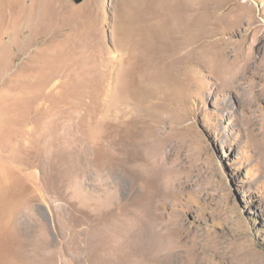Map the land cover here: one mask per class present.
Returning a JSON list of instances; mask_svg holds the SVG:
<instances>
[{
  "label": "rangeland",
  "instance_id": "1",
  "mask_svg": "<svg viewBox=\"0 0 264 264\" xmlns=\"http://www.w3.org/2000/svg\"><path fill=\"white\" fill-rule=\"evenodd\" d=\"M0 264H264V0H0Z\"/></svg>",
  "mask_w": 264,
  "mask_h": 264
},
{
  "label": "bare ground",
  "instance_id": "2",
  "mask_svg": "<svg viewBox=\"0 0 264 264\" xmlns=\"http://www.w3.org/2000/svg\"><path fill=\"white\" fill-rule=\"evenodd\" d=\"M182 14H184L183 11H182ZM190 23L191 22L182 21V47H188V48L193 47V49L195 48V50L201 54V51H199L198 49H200V46L203 44L205 39L208 38L209 36L207 34H201V33H200L201 35H199V34L196 35L195 32H192L193 29L191 28ZM204 48H206V47H204ZM202 54H204V52H202ZM212 54H214V56H212V58L207 56V55L205 57V58H207V61L210 59L208 61V63H210V62L214 61L216 58L220 57L217 53L212 52ZM151 182H153V181H151ZM158 194L161 195V193H158ZM147 195L150 199L151 195L153 196V193L148 191Z\"/></svg>",
  "mask_w": 264,
  "mask_h": 264
},
{
  "label": "water",
  "instance_id": "3",
  "mask_svg": "<svg viewBox=\"0 0 264 264\" xmlns=\"http://www.w3.org/2000/svg\"><path fill=\"white\" fill-rule=\"evenodd\" d=\"M76 3H81L83 0H74Z\"/></svg>",
  "mask_w": 264,
  "mask_h": 264
}]
</instances>
